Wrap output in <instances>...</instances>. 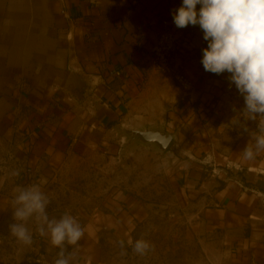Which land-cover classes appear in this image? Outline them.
I'll return each instance as SVG.
<instances>
[{"label":"crops","instance_id":"crops-1","mask_svg":"<svg viewBox=\"0 0 264 264\" xmlns=\"http://www.w3.org/2000/svg\"><path fill=\"white\" fill-rule=\"evenodd\" d=\"M181 6L182 0H0V264H55L59 258L60 248L39 234L35 218L26 222L29 253L10 234L19 187L40 186L91 153L117 154L123 127L190 125L227 89L229 73L203 68L208 42L199 25L174 24ZM163 20L179 38L172 64L193 81L188 93L153 64ZM217 102L215 109L221 108ZM242 123L252 130L237 131L224 152L246 176L219 185L192 171L180 191L195 205L211 255L226 253L231 264H264V150L244 157L254 144L251 133L259 130L258 120L239 118L237 126ZM65 213L48 212L57 219ZM71 216L84 235L66 255L73 253L72 264H90L102 219ZM106 217L108 225L124 228L116 214Z\"/></svg>","mask_w":264,"mask_h":264},{"label":"rangeland","instance_id":"rangeland-1","mask_svg":"<svg viewBox=\"0 0 264 264\" xmlns=\"http://www.w3.org/2000/svg\"><path fill=\"white\" fill-rule=\"evenodd\" d=\"M225 87L190 125L161 126L174 134L167 150L131 142L120 129L123 139L117 154L96 152L73 160L55 178L40 184L50 201L48 212L55 209L84 220L102 219L97 223L98 240L90 247V264H231L226 253L213 256L204 247L195 205L180 191L192 171L219 185L247 174L225 153L233 144L231 137L244 131L237 120L243 119L245 107L229 79ZM216 99L219 109L212 106ZM247 128L245 132L253 127ZM135 144L152 149H133ZM107 214L122 218L118 220H124V228L118 222L105 223ZM139 239L151 245L143 255L134 251Z\"/></svg>","mask_w":264,"mask_h":264},{"label":"clouds","instance_id":"clouds-1","mask_svg":"<svg viewBox=\"0 0 264 264\" xmlns=\"http://www.w3.org/2000/svg\"><path fill=\"white\" fill-rule=\"evenodd\" d=\"M173 22L178 28L199 25L203 39L208 42L202 50L204 70L229 73L230 84L244 98L243 120H258L259 134L251 133L254 144H248L243 151L245 158L252 159L264 150V0H182V6L173 14ZM242 129L248 131L246 123H242ZM49 203L38 185L19 187L10 234L30 245L32 234L26 222L35 218L39 234L49 236L51 244L60 248L55 264H72L74 255H66V249L78 246L84 230L70 214L65 213L59 219L50 216ZM150 247L148 241L139 239L134 251L143 255Z\"/></svg>","mask_w":264,"mask_h":264},{"label":"built area","instance_id":"built-area-1","mask_svg":"<svg viewBox=\"0 0 264 264\" xmlns=\"http://www.w3.org/2000/svg\"><path fill=\"white\" fill-rule=\"evenodd\" d=\"M179 43V38L172 30L168 20H163L162 29L152 47V61L159 71L171 72L176 83L185 93H188L195 87L193 81L185 73L174 68L172 64Z\"/></svg>","mask_w":264,"mask_h":264},{"label":"water","instance_id":"water-1","mask_svg":"<svg viewBox=\"0 0 264 264\" xmlns=\"http://www.w3.org/2000/svg\"><path fill=\"white\" fill-rule=\"evenodd\" d=\"M124 136L129 138L131 142H140L156 145L160 150L165 151L169 148L174 139L171 131L162 128H132L123 127L121 129ZM26 253L30 252V245L25 244Z\"/></svg>","mask_w":264,"mask_h":264}]
</instances>
